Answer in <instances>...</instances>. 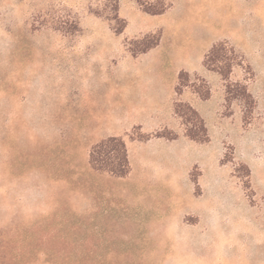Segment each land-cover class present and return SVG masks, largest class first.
Here are the masks:
<instances>
[{"label": "rangeland", "instance_id": "rangeland-1", "mask_svg": "<svg viewBox=\"0 0 264 264\" xmlns=\"http://www.w3.org/2000/svg\"><path fill=\"white\" fill-rule=\"evenodd\" d=\"M163 4L162 15L143 11ZM153 34L158 46L134 57ZM220 41L239 55L227 82L255 101L245 125L248 108L236 92L226 102V81L203 67ZM118 70L166 87L183 70L184 90L196 95L201 79L210 89L198 105L209 142L169 167L161 202H137L140 180L152 184L128 141L172 123L134 124V106L104 101ZM80 129L88 138L62 148ZM104 134L126 143L128 179L89 167L86 148ZM0 264H264V0H0Z\"/></svg>", "mask_w": 264, "mask_h": 264}, {"label": "crops", "instance_id": "crops-1", "mask_svg": "<svg viewBox=\"0 0 264 264\" xmlns=\"http://www.w3.org/2000/svg\"><path fill=\"white\" fill-rule=\"evenodd\" d=\"M149 52V51H148ZM183 71V70H182ZM177 73V77H178ZM156 77L160 76V73L156 71L154 74ZM107 80L104 79V84L106 91L105 95L102 97L104 101L115 102L114 104H118L122 109L123 107L127 110L128 108H131L134 106V111L132 113L134 114V119L136 122L132 123H141L140 119H146L149 122L158 123L157 121L162 120L163 118L167 121H171L172 126H164L165 124H160L157 126V128L153 131H160L163 129H168L176 132L178 137L174 140H166L164 138H150L146 141H128L131 145L137 143L138 150H135L136 153H138V167H141L142 171H144V176L147 173H150V180H151V189L146 190V188H142V180H140L139 183V191H138V203L141 205H144L147 203L146 197H152V202H156L157 200L161 202L159 199L161 197L166 198L167 195L165 193H158V187L167 186L165 185L163 181L165 179L164 174L167 173V171L170 169L169 167L172 165L173 167L175 165H179L180 163V154H182L183 151H185L194 141L189 140L187 137H185L181 125L178 121V118L176 114L174 113V103L175 102H182L190 105L193 109H195L200 117L202 118L200 108L198 105L201 103H205L208 100H201L198 96L191 93L188 89L183 90V92L178 96L175 91V87L177 85L176 80L173 83V85H170L169 87L164 86L162 80L156 78L155 80L148 81L149 83L145 85L135 84L136 82L140 81L137 78H139L135 73L127 72L123 70L114 71L111 73H108L106 75ZM178 82V79H177ZM123 83V84H122ZM74 108V105H73ZM76 108V106H75ZM125 117H128L126 115ZM203 119V118H202ZM78 123H81L80 120H78ZM69 125V124H65ZM133 127H136V125H133ZM141 129V126H139ZM85 129H87L85 127ZM127 129V128H126ZM125 128H123L122 133L123 135L127 133ZM67 130V129H66ZM90 130V129H89ZM87 134H90L87 130H79V132L76 135V138L74 135H70V133H66L65 137L63 138L62 148L68 149L70 144H72V141H76L79 143L80 140H84L88 137ZM145 134V133H144ZM86 135V136H85ZM108 137H116L115 134H104L101 139L92 141L88 144L87 149L90 150V148L100 142L101 140H104ZM196 143V142H195ZM127 146V145H126ZM137 149V147H136ZM88 150V153H89ZM128 151V147H127ZM88 153H87V163H88ZM143 153V154H140ZM144 155V156H143ZM129 158V154H128ZM137 161V159L135 160ZM69 162V160L67 161ZM130 162V160H129ZM89 165V163H88ZM131 166V164H130ZM90 167V165H89ZM91 168V167H90ZM92 169V168H91ZM93 170V169H92ZM190 171L188 175H190ZM131 173V171H130ZM130 175V174H129ZM129 175L125 178H115V179H128ZM164 177V178H163ZM144 182V181H143ZM158 186H157V184ZM159 183H162L161 186ZM127 199V197H121L117 195L116 197L111 196L110 200L114 202H123ZM167 200V199H165ZM164 200V201H165ZM84 204V207L81 210L87 212L89 211V207L86 205L88 204L87 201H82L81 205ZM138 204V205H139ZM80 208H78L80 210ZM94 213H97L94 211ZM101 215V214H99ZM97 216V215H95ZM182 219V217H181ZM200 222V218L197 216V222L194 224H188V225H194L196 226ZM184 223V222H183ZM145 226V225H144ZM106 225L102 224V222L98 219L94 218V228L97 229V232H100L103 228L105 229ZM97 232H94V234H97ZM176 249V247H174Z\"/></svg>", "mask_w": 264, "mask_h": 264}, {"label": "trees", "instance_id": "trees-1", "mask_svg": "<svg viewBox=\"0 0 264 264\" xmlns=\"http://www.w3.org/2000/svg\"><path fill=\"white\" fill-rule=\"evenodd\" d=\"M143 11L151 15H162L166 11V6L163 4L156 10L143 8ZM122 30L116 31L121 33ZM161 36L159 34L147 35L141 40L135 41L134 46L130 47V52L134 57L138 54H145L151 49L158 46ZM239 55L235 49L227 42L220 41L214 44L204 55L203 67L211 72L218 73L221 78L226 81V102L229 101V96L234 93V98L239 99L244 103L248 110L244 114L243 124L249 120V115L255 107L253 96L247 91V88L240 83L227 82L232 69L239 64ZM178 82L175 87L176 94L179 96L190 83L188 73L180 71L178 74ZM203 84H192V90L201 100H208L211 96L210 89L205 81L201 79ZM174 113L183 120L185 126L184 135L189 140L199 144L209 142L208 132L204 120L198 112L190 105L182 102L174 103ZM164 138L166 140H174L178 135L168 129H163L154 134H140L135 140L146 141L150 138ZM225 162V161H224ZM88 163L90 167L98 172L107 173L115 178H125L130 174L131 166L128 158L127 146L121 137H108L94 144L88 153ZM250 173L248 172V175ZM191 180L197 187V179L191 175Z\"/></svg>", "mask_w": 264, "mask_h": 264}]
</instances>
